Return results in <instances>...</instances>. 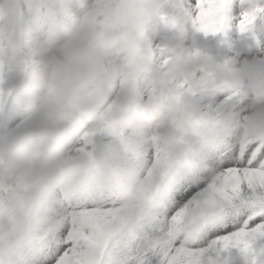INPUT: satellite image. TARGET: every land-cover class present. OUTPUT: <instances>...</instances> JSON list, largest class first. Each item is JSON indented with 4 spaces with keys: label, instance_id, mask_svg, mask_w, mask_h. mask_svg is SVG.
<instances>
[{
    "label": "clouds",
    "instance_id": "clouds-1",
    "mask_svg": "<svg viewBox=\"0 0 264 264\" xmlns=\"http://www.w3.org/2000/svg\"><path fill=\"white\" fill-rule=\"evenodd\" d=\"M165 3L187 5L190 0H137L136 14L117 11L115 0H20L25 23L0 32V53L19 56L22 76L19 95L30 102L21 124L0 133V187L28 186L34 204L63 188L71 179H84L93 162L99 165L114 153L98 150L93 157L80 148L65 150L67 136L79 123L98 126L102 119L113 121L126 137L125 151L137 155L153 140L173 152H180L188 138L195 136L201 146L222 150L233 141L264 139V63L232 61L215 63L196 50H172L162 67L150 71L171 94L163 110L146 111L133 107L140 95L138 80L113 67L114 57L133 42L132 30L144 28L160 14ZM108 9L109 14H101ZM7 12L0 9V22ZM172 39L192 41L188 21L173 23ZM45 33L38 50L31 47L33 35ZM169 44L172 40L168 41ZM124 85L125 99L109 102L111 93ZM198 93L208 89L247 94V114L231 113L195 131V119L186 110L181 90ZM79 115L78 121L68 119ZM117 198L137 203L142 196L140 173L123 167L107 169Z\"/></svg>",
    "mask_w": 264,
    "mask_h": 264
},
{
    "label": "snow or ice",
    "instance_id": "snow-or-ice-1",
    "mask_svg": "<svg viewBox=\"0 0 264 264\" xmlns=\"http://www.w3.org/2000/svg\"><path fill=\"white\" fill-rule=\"evenodd\" d=\"M136 2L115 0L124 15L137 13ZM248 3L238 17L241 32L264 17V0ZM189 4L193 26L205 36L232 19V0ZM7 20L11 30L22 23L20 0H11ZM144 32L141 25L133 28V42L114 57L117 71L129 77L150 72ZM203 123L195 118L189 127L195 131ZM114 129L113 121L102 119L85 133L80 150L94 160L92 138ZM137 156L146 161L137 203L119 200L107 170L95 162L83 180L69 179L39 204L27 185L0 187V264H221V249L264 238V139L233 141L200 167L182 164L184 149L173 152L155 139Z\"/></svg>",
    "mask_w": 264,
    "mask_h": 264
},
{
    "label": "rangeland",
    "instance_id": "rangeland-1",
    "mask_svg": "<svg viewBox=\"0 0 264 264\" xmlns=\"http://www.w3.org/2000/svg\"><path fill=\"white\" fill-rule=\"evenodd\" d=\"M249 6L250 5L248 3V0H232L233 10L230 13L232 19H230L231 21L229 20V22L226 24L225 27L227 28L224 27L221 32L216 33L214 35L210 34L205 36L203 33L197 31L193 26L190 4L176 6L172 3H165L161 9V14L153 22L149 23L146 26L141 47L142 49H146L151 52V66L153 69L162 67L157 66L154 63V56L159 54V56H164L165 59H167L171 56L172 50L180 52L189 49L188 47H190V44L187 41H184L182 44H180V47H178L176 45L178 41L172 39L175 34L172 30V24L183 23L185 20H187L188 27L195 40L194 46L196 45V49H198L201 54L210 57L211 60L215 63H224L225 61H232L233 66L238 68L242 65V58L239 57L236 61L233 60V58H230V49L237 48L239 47V45L241 46L244 43H249L248 41H251L252 36H254L252 40L256 43L264 41V17H258L253 28L249 31L241 32L238 28V17L240 14L239 11L247 10ZM10 8L11 0H0V9H3L4 11L8 12ZM169 9H173V13L172 11H169ZM169 13H171V15ZM175 14L178 16V18L175 17ZM259 22H262V25ZM1 23L3 24L2 27ZM24 23L25 20L23 18L21 25H23ZM258 23L260 24V26ZM230 26L232 27L230 28ZM11 29L12 26L7 19L4 22H0V32H8L11 31ZM152 29L153 31L151 32ZM167 29L170 30L168 31ZM44 35L45 33L43 34V32L36 33L33 35L31 47L34 50H38L41 47ZM226 37L227 39H236L235 41H238V43L239 40L237 39H242L243 42L242 44L239 43L238 46H230L227 44ZM219 38L222 42L219 40ZM169 40H172L171 44L168 43ZM220 42L223 44H221ZM186 47L188 49H186ZM263 47V45H260L259 47L255 48L256 52L253 54L252 60L255 59V57H260V54L258 55V53L263 51ZM207 49L210 51H208ZM20 60L21 58L19 56L11 57L9 54L0 53V108L3 109L0 112V133H3L5 131H13L21 124L24 114L21 113V115L20 112H24L25 107L30 102V99L28 97H23L18 93V88L21 84L22 76L24 75V73H22L20 70ZM263 60L264 59L261 60L262 63H264ZM253 62L259 63V61L255 60ZM163 63L165 62H162V65H164ZM146 79H149V83L143 91H140V95L136 98L135 101H161L163 99L162 103H165L166 106V102H168V97L171 94V89L162 87L151 71L147 75H144L139 78L138 85L140 84L141 88H143V81H147ZM181 92L182 99L184 100V103L186 105V110L192 113L194 118L196 119H202L208 121V123H213L228 113L236 115L240 118H245V116L247 115L243 110V106L246 99H244L242 103L237 102L238 96H240L242 93H244L247 97V94L243 91H241L242 93H229L208 89L198 93H190L186 89H183L181 90ZM212 97H215L218 101L216 100L215 102H211L209 99ZM124 99V85L121 83L120 86L117 87L111 93L109 97V102H121ZM214 105L216 107H214ZM235 106L239 108H236ZM116 128L117 127H115L113 132L106 133L104 139L102 140L105 144H102L101 149L107 150L108 145L112 142L111 136L115 135V137L117 138V142L119 141L120 143L119 148L123 149L124 153L126 154V161L120 162L118 166L134 171L135 168L139 166L140 169L137 171V173H140L139 171L142 170V167L144 163H146V161L143 158L138 157L137 155L125 151L124 144L126 142V137L122 133H117ZM183 149L184 157L182 164L187 163L195 167L206 165L207 160L220 151L203 148L199 139L195 136H192L187 139L185 145L183 146ZM219 256L221 264H264V238L257 239L251 242L250 246L247 248L230 247L226 250L221 249L219 252Z\"/></svg>",
    "mask_w": 264,
    "mask_h": 264
},
{
    "label": "bare ground",
    "instance_id": "bare-ground-1",
    "mask_svg": "<svg viewBox=\"0 0 264 264\" xmlns=\"http://www.w3.org/2000/svg\"><path fill=\"white\" fill-rule=\"evenodd\" d=\"M173 9H169V11H172ZM180 11V10H179ZM242 10H240L239 12H241ZM183 12V10H182ZM163 13V12H162ZM173 13V11H172ZM171 15V13H169ZM179 14V13H178ZM183 16V15H182ZM175 17L178 18V16L175 14ZM263 19V18H262ZM231 21V20H230ZM157 22V21H156ZM155 22V23H156ZM260 23V22H259ZM258 23V24H259ZM262 23V22H261ZM260 23V24H261ZM264 23V22H263ZM2 24V23H1ZM230 24V23H229ZM259 24V26H260ZM262 25V24H261ZM3 26V24L1 25V27ZM229 26V25H227ZM156 27V26H155ZM168 27V26H166ZM232 26H230L231 28ZM164 28V27H163ZM227 28V27H225ZM255 28V27H254ZM168 31L170 29H167ZM238 30V29H237ZM153 31V29L151 30V32ZM235 31V30H234ZM225 32V31H224ZM227 32V31H226ZM236 32V31H235ZM251 32V31H250ZM161 33V32H160ZM44 34V33H43ZM171 34V33H170ZM252 34V33H250ZM257 34V33H256ZM259 34V33H258ZM222 35V33H221ZM240 35V34H239ZM260 35V34H259ZM261 35H262V32H261ZM224 36V35H223ZM228 36V35H227ZM232 36V35H231ZM238 36V35H237ZM241 37V36H240ZM239 37V38H240ZM252 39L254 38V36L251 37ZM152 39V38H151ZM227 39V37H226ZM251 39V41H248L249 43H244L242 44V39H237L239 40V43H241L242 45L237 48H232L230 49V58H233V60H237V58L241 57L242 58V63L243 64L244 62L246 61H259V63L261 62L262 63V59H264V47H263V51L262 52H259L258 55L262 58H256L252 60V57H253V54L256 52L255 51V48L259 47L260 45H263L264 46V41H261L259 43H256L254 42L253 40ZM220 40V38H219ZM236 40V39H235ZM234 39H227V44L230 45V46H238V41H235ZM221 41V40H220ZM225 41V40H224ZM189 44H190V47H186V49H188L189 51L191 50H196L198 51V49H196V45L194 46L192 41H187ZM222 42V41H221ZM220 42V43H221ZM161 44V43H160ZM180 44H182L181 42H178L176 45L178 47H180ZM217 44V43H216ZM215 44V45H216ZM223 44V43H221ZM220 44V46H221ZM218 45V44H217ZM201 47V45H200ZM207 47V46H206ZM212 47V46H211ZM227 49V48H226ZM208 50V49H207ZM224 50V49H223ZM168 51V50H167ZM210 51V50H208ZM206 53H209V52H206ZM213 53V52H212ZM225 53V52H224ZM210 55V54H209ZM222 55V54H221ZM257 56V55H255ZM6 57V56H5ZM170 58V57H169ZM169 58L165 59L164 56H159V54H157L156 56H154V63L157 65V66H163L162 65V62H166ZM264 61V60H263ZM164 64V63H163ZM18 69V68H17ZM15 70V69H14ZM147 81H143V88H141L140 84L138 85L139 88H140V91H143L144 88H146V86L148 85L149 83V79H146ZM3 81V80H2ZM139 83V82H138ZM242 93V92H241ZM240 93V94H241ZM159 95V94H158ZM238 95V94H237ZM164 96V95H163ZM230 97V96H229ZM236 97V96H235ZM246 95L244 93H242L240 96H238L237 98V102L238 103H242L244 99H246ZM232 99V98H231ZM211 102H215L217 99L215 97H212L209 99ZM163 99L161 101H157V100H153V101H135L133 107L137 108V109H140V110H146V111H153V110H163V108L165 107V103L163 104L162 103ZM218 101V100H217ZM161 102V104H160ZM210 102V103H211ZM168 102H166V105H167ZM221 103V102H220ZM224 103V102H223ZM222 103V104H223ZM231 104V103H230ZM213 105V104H212ZM217 105V104H216ZM209 106V105H208ZM218 106V105H217ZM222 106V105H221ZM214 107H216L214 105ZM236 107V106H235ZM212 108V107H211ZM219 108V107H218ZM228 108V107H227ZM226 108V109H227ZM236 108H239V107H236ZM21 109V108H20ZM234 109V108H233ZM1 109L0 108V112H1ZM214 110V109H213ZM240 110V109H239ZM227 112V110H226ZM231 112V110H230ZM24 114V112H20V114ZM19 114V115H20ZM21 114V115H22ZM229 114V113H228ZM238 114V113H237ZM246 117V116H245ZM1 120V119H0ZM14 121V120H13ZM2 124V123H1ZM1 126V125H0ZM95 125L87 122V121H81L80 124L78 126H76L73 130H71L67 136V139H66V143H65V150L68 151L69 153L73 152V151H76L78 150L82 144H83V136L85 135V133L91 131L92 129H94ZM116 132L117 133H121V131L119 130V128L117 127L116 128ZM106 133L105 134H97L95 135L93 138H92V143L89 145V149L92 151L93 155H95V153L100 150L102 148V144H105L102 140L104 139ZM111 139H112V142L108 145V149L107 151H111L113 152L115 155H114V158L113 159H110V160H107L101 164H99L98 166L102 169H109V168H112V167H120L118 166L120 162H124L126 161V154L124 153L123 149H120L119 148V141L117 142V138L115 137V135H112L111 136ZM124 142V141H123ZM142 161V160H141ZM130 168V167H129ZM140 169V167H136L135 168V171L137 172L138 170ZM141 171V170H140ZM139 171V172H140ZM264 259V258H263ZM256 262V261H255Z\"/></svg>",
    "mask_w": 264,
    "mask_h": 264
}]
</instances>
